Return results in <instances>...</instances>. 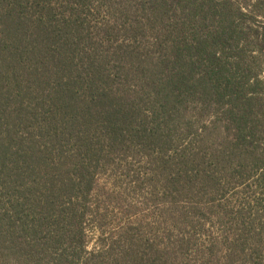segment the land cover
Wrapping results in <instances>:
<instances>
[{
	"label": "trees",
	"instance_id": "16d2710c",
	"mask_svg": "<svg viewBox=\"0 0 264 264\" xmlns=\"http://www.w3.org/2000/svg\"><path fill=\"white\" fill-rule=\"evenodd\" d=\"M137 164L169 244L90 249ZM0 264H264V0H0Z\"/></svg>",
	"mask_w": 264,
	"mask_h": 264
},
{
	"label": "rangeland",
	"instance_id": "374dc122",
	"mask_svg": "<svg viewBox=\"0 0 264 264\" xmlns=\"http://www.w3.org/2000/svg\"><path fill=\"white\" fill-rule=\"evenodd\" d=\"M141 171L142 167L137 164L131 173H108L101 178V188L96 200L99 210L97 224L101 229L88 228V238L92 240L90 249H94L97 244L100 246L102 237L104 240L108 239L107 243L118 241L128 227L137 228L139 236L144 240L159 246L169 244L163 206L150 193L149 187L135 177ZM176 234L177 231L173 235ZM211 236L215 237L209 239ZM220 236L218 228H210L208 232L198 234L197 245L189 251V260H195V254L199 255L201 251L207 252L209 241ZM200 248L203 249L199 250ZM216 249L221 256L220 246Z\"/></svg>",
	"mask_w": 264,
	"mask_h": 264
}]
</instances>
